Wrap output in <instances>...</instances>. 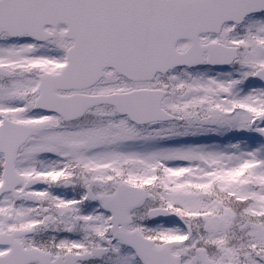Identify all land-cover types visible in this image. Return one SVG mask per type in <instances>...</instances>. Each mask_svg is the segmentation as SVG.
<instances>
[{"label": "snow or ice", "instance_id": "obj_1", "mask_svg": "<svg viewBox=\"0 0 264 264\" xmlns=\"http://www.w3.org/2000/svg\"><path fill=\"white\" fill-rule=\"evenodd\" d=\"M0 264H264V0H0Z\"/></svg>", "mask_w": 264, "mask_h": 264}]
</instances>
